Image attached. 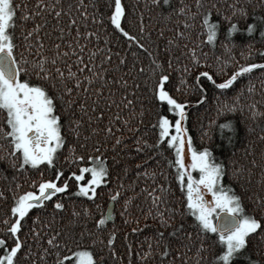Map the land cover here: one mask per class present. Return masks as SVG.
<instances>
[{
    "label": "snow or ice",
    "instance_id": "6c2138e0",
    "mask_svg": "<svg viewBox=\"0 0 264 264\" xmlns=\"http://www.w3.org/2000/svg\"><path fill=\"white\" fill-rule=\"evenodd\" d=\"M152 3L162 13L170 6V0H152ZM101 7L102 0H31L30 4L27 0H0V138L9 145L5 154L0 155V161L17 173L19 170L26 173L28 168L39 171L41 165L53 169L57 150L65 144L62 117L77 139L83 136L85 144L93 136L97 137L93 152H99L101 147L106 149L109 139L114 141V149L123 142L122 136H116L114 132L124 129L136 131L142 123L144 96L140 91V79L143 78L146 84L151 83L149 90L152 96L149 100L153 107L159 101L167 105V113H174V121L166 114L157 113L155 127L158 138L154 145L144 141V147L160 148L163 141L174 153L175 160H168V163L175 166V180L180 186L181 197L173 206L168 203L169 189L163 183L157 186L159 191L157 188L151 191L142 189L146 198L151 197V204L155 207L154 214L149 209L147 216L157 220L159 227L148 237L147 250L143 251V255L139 252L136 254L139 264H233L237 259H243L244 264H264V201H257L260 205L259 215L247 213L242 197L222 182L226 165L214 159L207 147L203 150L193 148L192 139L183 123L186 119L185 105L189 101L181 102L170 94L176 85L169 71L173 63L176 64L175 70L179 71L180 60L188 59V64L180 72L181 85L187 90L191 84L199 94L197 103H200L205 100L203 93L206 91L201 78L210 81L216 89L226 90L234 86L233 82L238 76L251 73L256 68L264 69V63L242 65L221 82H217L207 70L196 71L189 81L188 74L193 68L206 65V60L201 59L195 47L189 48L186 44L181 47L178 41L169 39L167 69L159 58H153L152 71L145 75L147 69L131 47L125 50L133 58L131 63L127 55L107 47L112 43V37L120 34L130 44L134 42L136 48L148 52L150 57L153 55L141 39L122 25V20L126 18V7L122 0H107L103 4L104 12ZM196 7L202 8L200 0H196ZM232 7L241 16L245 15L243 6L239 9ZM180 10L184 11L183 8ZM190 15L193 18L202 16L206 40L211 44L217 37L218 21H210V12ZM17 20L19 33L16 32ZM92 25L97 26L98 30H91ZM235 30L237 24L231 23L227 36L230 37ZM257 30L264 39V17L247 24L248 34ZM139 31L144 32L142 22ZM176 35L188 37V33L179 30ZM92 37L96 44L92 43ZM101 40L103 43H100ZM173 51L177 53L175 61L172 59ZM251 108L255 115V105H251ZM228 111H235V105L231 109L221 105L218 115ZM137 116L141 119L136 120ZM134 120L136 127L129 128ZM118 122L122 127L116 126ZM219 129L222 136L225 132L231 134L232 121L221 122ZM101 135L104 139L99 138ZM186 142L191 161L188 164L185 163ZM144 147H141L140 138L137 137V151L143 152ZM68 148L71 152L72 145L69 144ZM73 159L82 160L84 157L73 155ZM87 159L93 164L81 167L79 174L70 171L68 175L75 179V195L93 200L97 196V186L108 184L106 177L109 176V169L99 155H89ZM252 164L255 165L256 161L253 160ZM192 170L198 171V178ZM85 172L90 173V179L82 184L80 181ZM62 175L61 169L55 167L54 179H43L41 174L38 182L33 181L38 191H26L12 197V218L6 216L3 224L6 235L12 238L13 243L8 246L6 239L0 237V251L4 253L0 255V264H22V261L23 264H104L105 249L111 257L116 256V231L109 230L107 236L103 235L106 221L112 215L108 210L94 220L92 230L85 226L79 235L72 227L79 223L81 215L75 210L67 224H60L59 228L53 226L59 223L56 216L59 211L65 210V205L59 199L52 203L51 198L57 193H66L70 187L67 179L57 182ZM143 175L154 180L156 173L145 170ZM166 175L161 171L162 177ZM16 187L19 188V184ZM119 187L122 188L123 184ZM206 194H210L211 199H207ZM5 195V192H0V197ZM119 195V190L110 195V202ZM45 201L52 203V221L41 222L40 227L51 228L54 234L44 242V233L35 227L40 217L34 216L31 217L32 227L27 228V235L22 239L21 233L27 227L25 221L29 219L30 210L42 205L47 207ZM124 204L127 208L129 201L126 199ZM189 214L193 218L190 226L185 220ZM83 215L86 225L92 213L84 208ZM190 227L196 229L195 238ZM131 231L135 233L139 227H133ZM28 236L32 242H29ZM85 236L90 240V246H82ZM253 240L258 241V246L254 248L257 259L250 256L252 249L249 245ZM97 245L98 252L95 250ZM209 253L211 261L208 259ZM128 255L131 256V246Z\"/></svg>",
    "mask_w": 264,
    "mask_h": 264
},
{
    "label": "trees",
    "instance_id": "16d2710c",
    "mask_svg": "<svg viewBox=\"0 0 264 264\" xmlns=\"http://www.w3.org/2000/svg\"><path fill=\"white\" fill-rule=\"evenodd\" d=\"M27 2L30 4L31 0H27ZM200 2L202 8L198 9L196 0H170V6L166 7L162 13L160 8L152 3V0H122L126 7V18L122 20V25L138 39H141L153 55L150 57L148 52L136 48L134 42L130 44L120 34L113 36L112 43L107 47H112L114 51H120L122 55H127L130 63L133 58L125 50L131 47L132 51L137 52L140 60L143 61V66L147 69L145 75L152 71L153 58H159L164 68L167 69L169 39L178 41L181 47L185 44L189 48L195 47L201 59L206 60V65L193 68L187 77L189 81L196 71L207 70L217 82H221L242 65L264 63V39L260 37L258 30L253 34L246 32L248 23H252L254 20L258 22L264 17V0H200ZM106 3L107 0H102V12L106 11L103 7V4ZM213 5H215L214 8ZM232 6H235V9L243 6L245 15L241 16L238 11H234ZM181 8L184 11H181ZM198 12L201 14L210 12V21H218L217 37L211 44L206 40V29L202 25V16L193 18V15H190V13ZM89 15L91 16V9ZM141 22L144 27L143 33L139 31ZM231 23L237 24V30L228 37L227 28ZM185 24L188 25L187 28H185ZM91 30H98L97 26L92 25ZM177 30L188 33V37L177 36ZM19 31L20 26L17 20L16 32L19 33ZM90 39L93 44H96L94 37ZM20 40L22 42V38ZM48 43L50 47L51 42ZM100 43H103V40ZM205 53L206 55H204ZM176 55L177 53L173 51V61H175ZM217 57H219L218 60ZM97 60H99V56ZM113 62L115 61L113 60ZM186 64H188V59L182 58L179 71L175 70V63L169 70L176 85L170 94L181 102L189 101L185 105L184 126L192 139L193 148L203 150L207 147L212 152L214 159L226 165V175L221 178L222 182L242 197V204L247 213L255 212L259 215L260 205L257 201H264V69L256 68L251 73L238 76L237 80L233 82L234 86H229V89L226 90L216 89L210 81L201 78L206 88L203 93L205 100L197 103L199 94L192 89L191 84L187 90L181 85L180 72L183 71ZM140 84L142 85L140 91L144 96L142 123L139 124L136 131L124 129L122 132H114L116 136H122L123 140L114 149V141L109 139L106 149L101 147L99 152H93L97 137L93 136L85 144L83 136L77 139L68 129L62 117V123H64L62 135L65 137V144L57 150L56 165L53 169L49 170L46 165H41L39 171L28 168L26 173L24 170H19L17 173L4 161H0V192L6 194L5 197H0V237L6 239L8 246L12 245L13 240L6 235L3 220L6 216L9 219L12 218L10 214L12 197L26 191H38L37 185L33 181L38 182L41 179V174L43 179H54L55 167H59L63 175L57 182L60 183L67 179L70 187L66 193H57L51 198L52 203L59 199L65 205V210L59 211L56 216L59 223L53 226L59 228L60 224H67L72 219V211L75 210L81 213L79 223L72 226L76 234L79 235L80 230L85 226L92 230L94 220L99 219L102 212L111 203L112 215L106 221L103 235L107 236L109 230L116 231L114 241L116 256L111 257L108 250L105 249L103 252L104 264H121V262L129 264V261L131 264H139L136 254L139 252L141 256L143 255V251L147 250L148 237L152 236L159 227L157 220H154L152 216H147L149 209L154 214L155 207L151 204V197L146 198L142 189L147 188L151 191L152 188H157L159 191L157 186L163 183L169 189L168 203L173 206L181 197L180 186L175 180V166L168 163V160H175L174 153L163 141L160 148L144 147V141H147L149 145H154L158 138V129L155 127L157 113L166 114L170 120L174 119V113H167V105L159 101H156V107H153L149 100L152 96V92L149 90L151 83L146 84L145 80L141 78ZM221 105H226L229 109L235 105V111L218 115ZM251 105H255V115ZM137 107L139 108V106ZM115 111L113 109V113ZM124 115L127 118V113ZM105 119H107V113ZM140 119L139 116L136 117V120ZM225 120L232 121L233 132L231 134L225 132L222 136L219 124ZM116 126L119 128L122 127V124L118 122ZM135 127L136 121L134 120L129 128ZM137 137L140 138L141 147H144L143 152L137 151ZM99 138L104 139L102 135ZM69 144L72 145L71 152L68 148ZM80 145H84V147ZM7 149H9L7 141L0 138V155H4ZM73 155L83 156L84 159L74 160ZM89 155L101 156L109 169V176L106 177L108 184L97 186V196L93 200L76 196L75 179L68 175L70 171L79 174L81 167L92 165L93 162L87 159ZM66 157L67 159H65ZM253 160L256 161L255 165L252 164ZM138 164L139 168H137ZM145 170L155 172V179L145 177L143 175ZM161 171L167 174L166 177L161 176ZM13 176L16 178L13 179ZM88 177L89 173L85 172L80 183H85ZM17 184H19V188L16 187ZM121 184H123L122 188L119 187ZM117 190L120 195L115 201L110 202V195L115 194ZM126 199L129 201L127 208L124 204ZM52 203L45 201L47 207L42 205L30 210L29 219L25 221L27 227L21 233L22 239L27 235V228L32 227L31 217L34 216L40 217L35 227L44 233V242L49 235L54 234L51 228L40 227L41 222L50 223L52 221ZM84 208L89 209L92 213V216L87 218L86 225L83 215ZM146 216L147 218H145ZM185 220L190 226L193 218L189 214ZM133 227H139V231L133 233L131 231ZM190 230L195 238V227H190ZM27 238L29 242H32L30 236ZM90 244V240L85 236L82 246H90ZM129 246H131V256L128 255ZM256 246H258L257 240H253L249 245L252 249L250 252L252 259L258 258L254 250ZM95 250L99 251V245ZM3 254V251H0V255ZM189 255L191 256L192 253ZM208 259L209 261L212 259L210 253ZM233 264H244V261L237 259Z\"/></svg>",
    "mask_w": 264,
    "mask_h": 264
},
{
    "label": "rangeland",
    "instance_id": "374dc122",
    "mask_svg": "<svg viewBox=\"0 0 264 264\" xmlns=\"http://www.w3.org/2000/svg\"><path fill=\"white\" fill-rule=\"evenodd\" d=\"M173 121H174V119H173ZM171 131H174V129H172ZM190 162H191L190 161V155L187 154V142H186V145H185V163L188 164ZM192 172H193V175L198 178V175H199L198 171L197 170H192ZM88 179H90V173H89V177L86 179L85 183H87ZM206 198L207 199H211L210 194H206Z\"/></svg>",
    "mask_w": 264,
    "mask_h": 264
},
{
    "label": "water",
    "instance_id": "95a60500",
    "mask_svg": "<svg viewBox=\"0 0 264 264\" xmlns=\"http://www.w3.org/2000/svg\"><path fill=\"white\" fill-rule=\"evenodd\" d=\"M106 210H108L109 212H111L112 213V204L110 203L108 206H107V209ZM109 219H110V217H109Z\"/></svg>",
    "mask_w": 264,
    "mask_h": 264
}]
</instances>
